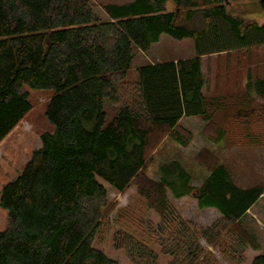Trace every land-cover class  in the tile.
I'll list each match as a JSON object with an SVG mask.
<instances>
[{"label":"trees","instance_id":"1","mask_svg":"<svg viewBox=\"0 0 264 264\" xmlns=\"http://www.w3.org/2000/svg\"><path fill=\"white\" fill-rule=\"evenodd\" d=\"M167 1L111 6L118 17L104 22L88 0H0V142L30 110L27 89L53 91L46 117L55 128L41 136V147L1 192L7 226L0 231V264H118L92 246L108 205L104 184L119 193L136 186L160 218L156 231L169 264H217L198 240L220 245L224 233L233 236L240 256L247 247L257 249L238 222L261 194L235 187L222 165L200 161L210 157L207 150L196 156L208 170L198 188L176 162L159 165V181H146L142 173L156 137L189 144L179 133L182 115L209 124L221 110L223 98L205 96L199 53L209 31L217 37L212 20L226 24V43L234 39L240 48L251 30L264 32V22L230 15L229 0H172V10ZM260 4L264 9V0ZM162 34L193 38L196 58L142 68L139 81L129 82L133 48L145 51ZM244 91L264 100V78L248 69ZM104 99L115 111L109 123ZM169 194L190 195L199 209L215 208L223 217L209 229L185 223ZM119 234L115 246L133 264H157L158 255L143 242ZM251 264H264V254Z\"/></svg>","mask_w":264,"mask_h":264},{"label":"rangeland","instance_id":"2","mask_svg":"<svg viewBox=\"0 0 264 264\" xmlns=\"http://www.w3.org/2000/svg\"><path fill=\"white\" fill-rule=\"evenodd\" d=\"M88 1L94 6L100 20L108 22L118 17V11L111 6L130 0ZM198 3L200 4V1ZM174 5L172 7L175 8ZM168 6L169 4L165 3V7ZM225 10L248 23L264 22V9L260 0H229L226 1ZM213 26L217 28V37L209 31L199 42V53L203 55L201 70L207 82L205 96L223 98L221 110L215 113L209 124L200 117L184 118L182 123L178 124L182 138L189 140L187 146L178 145L166 134L159 139H153L150 149L155 148L147 155L143 179L159 181V165L174 160L183 164L191 175V185L198 188L208 175V170L198 164L196 156L200 151L207 150L210 157L200 156V161L206 162L207 166L210 162V166L220 164L225 169L227 167L232 181L239 188L252 191L254 195L261 194L239 220L238 225L253 238L257 248L260 245L259 251L264 254V100L244 91L248 69L253 78H264V46L251 45V42L264 44V32L251 30L245 46L240 48L242 45L234 39L226 43V24L219 18L212 20ZM196 56L197 48L193 38L176 39L162 34L159 40L145 51L133 48L127 80L138 82L139 70L142 68L190 60ZM27 92L30 110L0 142V195L4 186L20 175L33 151L41 147V136L45 133L51 134L55 129L46 117L53 91L27 89ZM103 110L106 123H109L115 111L107 99L103 101ZM245 121L247 125L242 123ZM104 186L107 189L108 205L104 208V217L92 246L118 264H133L126 252L114 243L115 238L121 237L119 233L128 234L158 255L157 264H169L171 257L164 254L159 246V236L163 235L156 231L157 226L161 224L160 218L147 208L145 199L138 194L136 186H130L123 193L113 190L107 184ZM168 199L180 220L201 229H209L223 217L218 211L210 208L199 209L197 200L190 195L173 198L169 194ZM6 226L7 212L0 207V231ZM201 238L198 244L205 252L211 254L208 257L217 264H226V261H230V264H248L245 252L243 256H240V250L234 252L233 236L226 238V233L222 234L218 240L220 245H211ZM251 256L252 252L248 254V259Z\"/></svg>","mask_w":264,"mask_h":264},{"label":"crops","instance_id":"3","mask_svg":"<svg viewBox=\"0 0 264 264\" xmlns=\"http://www.w3.org/2000/svg\"><path fill=\"white\" fill-rule=\"evenodd\" d=\"M133 1H134V0H130V1H127V2H125V3L117 4L116 6H124V5H127V4H129V3L133 2ZM167 3L169 4V6L166 7V9H167V10H172V9L174 8V7H172V5H173V1H172V0H169V1H167ZM196 117H199V116H195V115H191V116H190V115H189V116L182 115V116L179 118L177 124H181L184 118H185V119H191V118H196ZM202 123H203V122H202ZM240 133H241V134H240V137H241L242 132H240ZM226 135H227V133H226ZM170 162H176V163L180 164V165L183 167V169H184L185 171H187V169L183 166V164H182L181 162H179V161H174V160H171ZM170 162H168V163H166V164H169ZM161 165H165V164H161ZM222 167H224V166L222 165ZM187 172H188V171H187ZM188 173H189V172H188ZM226 173H227V175H228V178L231 180L232 177H231V175H230L229 170H228L227 167H226ZM189 175H190V173H189ZM190 178H191V175H190ZM232 182H233V181H232ZM191 183H192V178H191ZM202 183H203V181H202ZM202 183H201V184H202ZM201 184H200L199 186H201ZM233 185L239 189V187H238L234 182H233ZM199 186H198V187H199ZM240 189H241V188H240ZM241 190H243V189H241ZM210 209L215 210V211H218V210L215 209V208H210ZM247 211H248V210H247ZM247 211L245 212V214L247 213ZM218 212H219V211H218ZM219 213H220V212H219ZM241 218H242V217H241ZM241 218H240V220H241ZM256 248H257V246H256ZM259 249H260V245H259V247H258L256 250L252 249L251 247H247V248L245 249L244 252H245V256H246V262H248V264H251V263H252V260H253L255 257H257V256L263 254L262 251H259ZM250 252H252V256L250 257V259H248V254H249ZM169 259H170V257H169ZM226 264H230V261H226Z\"/></svg>","mask_w":264,"mask_h":264}]
</instances>
